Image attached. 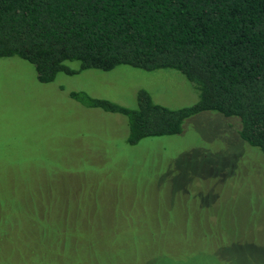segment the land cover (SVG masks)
I'll return each mask as SVG.
<instances>
[{
	"label": "rangeland",
	"instance_id": "rangeland-1",
	"mask_svg": "<svg viewBox=\"0 0 264 264\" xmlns=\"http://www.w3.org/2000/svg\"><path fill=\"white\" fill-rule=\"evenodd\" d=\"M140 90L173 110L199 99L174 70L42 84L0 59V264H264V154L239 119L202 112L131 145L126 117L71 97L136 109Z\"/></svg>",
	"mask_w": 264,
	"mask_h": 264
},
{
	"label": "trees",
	"instance_id": "trees-1",
	"mask_svg": "<svg viewBox=\"0 0 264 264\" xmlns=\"http://www.w3.org/2000/svg\"><path fill=\"white\" fill-rule=\"evenodd\" d=\"M12 57L32 64L42 84L120 66L177 71L198 93L192 106L169 109L143 90L136 109L71 97L126 117L131 145L178 135L184 121L213 111L239 119V137L264 154V0H0V59Z\"/></svg>",
	"mask_w": 264,
	"mask_h": 264
}]
</instances>
